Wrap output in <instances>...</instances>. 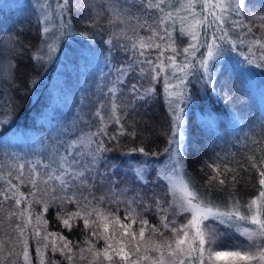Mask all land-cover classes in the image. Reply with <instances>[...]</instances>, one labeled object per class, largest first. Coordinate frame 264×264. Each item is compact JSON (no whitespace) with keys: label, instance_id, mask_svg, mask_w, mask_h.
Returning <instances> with one entry per match:
<instances>
[{"label":"snow or ice","instance_id":"snow-or-ice-1","mask_svg":"<svg viewBox=\"0 0 264 264\" xmlns=\"http://www.w3.org/2000/svg\"><path fill=\"white\" fill-rule=\"evenodd\" d=\"M86 6L81 0H36L37 23L44 25L42 36L47 37L52 30L49 24L54 15L57 32L51 42L43 39V47L33 52L31 58L37 64L53 63L63 51V44L75 35L86 37L91 46L92 36L73 32L70 23L74 12L82 14ZM91 7L93 16L83 19L85 26L95 28L105 14L111 26L109 39L103 41L108 45L107 53H101L109 71L101 73L103 83L97 85L95 99L81 97L73 121L58 128L55 136L42 138L46 156L28 160L0 149V264H34L33 250L35 264H212L214 259L220 264L222 257L231 258L223 264H264V148L256 147L264 144V138L257 140L251 135L255 125L249 126L232 113V118L245 126L241 128L244 139L238 138L233 144L245 160L238 168L229 167L235 153H216V162L208 166L212 175L203 186L186 173L190 87L195 81L201 90L215 92L221 74L218 69L230 56L236 58L240 74L264 69V7L259 15L250 13L251 0H181L177 8L172 0H105L102 11H95V3ZM177 21L180 34L189 38L179 50L174 36ZM140 30L148 35H139ZM129 31L135 35H128ZM4 44L10 52L19 54L17 37L10 36ZM118 54L127 59L116 63ZM12 67L9 60L8 80L12 79ZM135 75L140 80L128 84L127 80ZM35 79L29 78L31 88L35 87ZM161 79L171 113L163 133L165 146L151 153L143 147L130 149L124 155L138 152L143 159H129L125 170L110 154L119 149L121 137H135L136 131L133 126L129 132L121 120L129 112H136L138 105L148 104ZM10 92L3 89L0 94V116H10L13 111L10 105L15 98ZM224 99L230 103L232 98L225 94ZM85 100L89 101L87 105ZM93 103L96 107L90 116L99 121L98 125L94 131L81 132L72 139L80 124H89L84 108L90 109ZM208 119H212L211 114ZM4 122L0 119V124ZM258 123L264 130V115ZM111 124L116 128L109 133ZM78 146L85 151H76ZM248 152H258L259 159ZM153 170L157 175L149 181L147 177ZM121 171L130 172L132 182L140 188L121 187L117 175ZM240 172L255 173L259 188L258 194L243 204L235 192ZM164 181L168 183L163 193L149 189V196L142 192L150 183L159 185ZM169 193L171 200L165 199ZM216 193H222L223 198L215 199ZM69 205L75 210L69 211ZM50 207L58 209L56 219L68 231L82 221L86 233L83 242L74 244L62 233L48 231L45 214ZM120 211L124 212V220L117 214ZM145 213H155L159 227L149 224ZM181 214H190V218L177 224ZM240 222L250 225L236 228L248 243L213 251L218 234L212 225L231 229ZM93 239H102L104 247L97 249ZM56 254L61 260L55 259Z\"/></svg>","mask_w":264,"mask_h":264},{"label":"trees","instance_id":"trees-1","mask_svg":"<svg viewBox=\"0 0 264 264\" xmlns=\"http://www.w3.org/2000/svg\"><path fill=\"white\" fill-rule=\"evenodd\" d=\"M18 2L0 8V94H3V89H11L10 94L15 98L14 103L10 105L13 109L10 116L8 114L0 116V119L6 121L0 124V149L14 155H24L26 159L31 160L36 155H47L46 146L41 144L42 138L49 135L55 136L58 128L73 121L81 97L95 99L94 93L97 92V85L103 83L101 73L109 71L104 64V57L101 53H107L108 45L104 44L103 41L109 39L108 32L111 26L108 24L107 14L100 17L95 28L85 26L82 23L83 19L85 17L91 19L93 16L94 9L91 4L95 3V11H102L105 0H81V3L87 6L81 9L82 14L74 12L70 23L73 25V32L87 33L92 36L91 46L86 37L75 35L63 44V51L59 54L58 59L53 63L41 66L31 57L37 48L43 47V39L47 38L51 42L55 38L57 34L54 27L55 15L52 24H49L52 30L47 37H44L41 32L44 25L37 23L38 12L34 7L36 0ZM251 5V14H261L264 0H251ZM119 26V24L116 25L117 28ZM180 27L181 25L177 21L174 36L178 50L185 47L189 39L186 35L180 34ZM128 35L133 36L135 33L129 31ZM139 35L146 36L148 34L140 30ZM10 36H15L20 41V44L16 45L20 48L19 54L10 52L4 44V41ZM126 59V57L118 54L115 57V62L119 63ZM180 59L181 57L178 56L177 61ZM9 60L14 65L11 69V80L5 78ZM218 71L221 74L216 82L215 92L201 90L200 85L195 81H193L195 86L190 87L191 100L188 102L187 115L189 130L186 133L190 152L187 156L186 173L201 186L212 175L208 166L216 162L213 159L216 153L221 155L229 152L235 153V159L229 162L231 168H238L240 163L245 162L240 148L233 146L238 138L244 139L241 128L245 126L238 124L232 118V113L238 114L242 120L249 123V126L255 125L254 131L251 133L255 139L264 138V130L260 128L258 123L264 115V69L253 68L249 72L240 74L236 70V58L230 56L226 64ZM30 77L36 78L33 81L34 88L29 86ZM137 80H140L139 75H135L134 79H128L127 83L131 84ZM144 86L147 87L148 85L145 83ZM225 94L232 98L230 103L224 99ZM88 103L89 101L85 100V104ZM95 107L96 105L93 103L90 109L84 108L85 113L89 114V124H80L78 130L71 137L72 139L79 136L81 132L87 133L95 130L99 121L91 119L90 116V111H94ZM120 114L124 116L123 111ZM209 114L212 116L211 120L208 119ZM170 117L168 97L164 92L163 79H161L156 84L155 94L148 104L138 105L136 112H129L121 120L129 132L133 131L134 126L136 136L121 137L119 149L110 154L111 159L126 170L129 159L133 162L143 159L142 154L138 152L124 155L130 149L143 147L149 153L160 152L165 146L166 137L163 133L169 126ZM115 128V124L109 125L108 132H113ZM245 130L247 131V128ZM19 133L22 140L13 141L11 136ZM256 147L264 148V144ZM76 151H85V149L78 146ZM247 154L257 155V159H259L258 152H248ZM154 159L163 160L164 157H155ZM117 175L121 181V187L140 188L139 184L132 182L133 176L130 172L125 174L124 171H121ZM156 175V171L153 170L147 178L151 181ZM238 181L235 192L242 204L258 194L259 188L255 173L249 175L247 172H240ZM167 183V181L159 185L150 183L147 188L142 189V192L149 196L152 195V191L163 193ZM23 190L27 191L26 188ZM227 190L226 188L224 191ZM134 194L130 193L129 195ZM214 198L222 199L223 194L216 193ZM165 199L171 200L172 193H169ZM123 207L124 205H121V209ZM165 207H167V203ZM39 210L37 208V211ZM68 210L74 211L75 208L69 205ZM57 211L58 209L50 207L48 213L45 214L48 221V231L62 233L74 244L83 242L86 233L82 221H78L79 226H74L71 231H68L56 219ZM105 211L114 212L113 209H106ZM117 214L121 220H124L123 211ZM186 217L190 218V214L178 216L176 218L177 224L185 223ZM144 218L148 220L149 224L159 227V220L155 213H145ZM124 222L128 223L129 221ZM249 226L247 222H240L229 229L213 224L212 227L218 234L217 243L213 249L224 250L228 249L227 246L237 243L247 244L246 237L242 236L240 231H236V228L242 230ZM133 230H137L136 226ZM147 235L148 233H146V237ZM165 235L170 236V233H165ZM93 243L97 249L104 247L102 239L99 241L93 239ZM32 255L35 256L34 250ZM48 255L51 258L50 252ZM55 259L61 260L60 255L56 254ZM33 260L35 264V258Z\"/></svg>","mask_w":264,"mask_h":264},{"label":"rangeland","instance_id":"rangeland-1","mask_svg":"<svg viewBox=\"0 0 264 264\" xmlns=\"http://www.w3.org/2000/svg\"><path fill=\"white\" fill-rule=\"evenodd\" d=\"M22 2V0H0V8H2V7H7V6H9V5H13V4H15V3H17V2ZM177 1V3H175ZM18 2V3H19ZM172 2H173V7L174 8H177V7H179L180 6V3H181V0H172ZM179 6H178V5ZM183 15H186V13H182ZM260 14V13H259ZM259 14H257V15H259ZM235 76V75H234ZM234 80H236V78L234 77ZM11 139L13 140V141H16V142H18V139L19 140H22V137H21V135H20V133L19 134H16V135H13V136H11ZM176 196H179V192H176ZM212 250L213 251H218V250H215V249H213L212 248ZM221 250H223V249H221ZM224 250H228V249H224ZM35 258V256H33V259ZM229 259H231V258H229V257H222L221 258V262H220V264H223V262L225 261V260H229ZM212 264H216V261H215V259L213 260V262H212Z\"/></svg>","mask_w":264,"mask_h":264}]
</instances>
